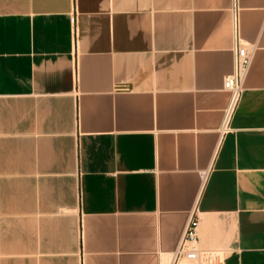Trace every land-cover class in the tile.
Returning <instances> with one entry per match:
<instances>
[{
    "label": "crops",
    "instance_id": "0c3cea01",
    "mask_svg": "<svg viewBox=\"0 0 264 264\" xmlns=\"http://www.w3.org/2000/svg\"><path fill=\"white\" fill-rule=\"evenodd\" d=\"M193 211L176 264H264V0H0V264H170Z\"/></svg>",
    "mask_w": 264,
    "mask_h": 264
},
{
    "label": "built area",
    "instance_id": "2783aa9c",
    "mask_svg": "<svg viewBox=\"0 0 264 264\" xmlns=\"http://www.w3.org/2000/svg\"><path fill=\"white\" fill-rule=\"evenodd\" d=\"M234 42L232 47L233 65L231 71L224 75L221 82V89L227 94L225 105L221 111L218 132L220 135L229 130V125L233 113L236 109L240 95L243 90V84L248 72V68L252 58V48H248L240 43L237 38L236 15L233 20ZM75 176H77L75 174ZM197 229L198 220L194 215V211L189 215L181 236L171 254L170 264H176L179 259L194 260L198 257L197 249ZM79 244L82 241V232L78 230Z\"/></svg>",
    "mask_w": 264,
    "mask_h": 264
}]
</instances>
